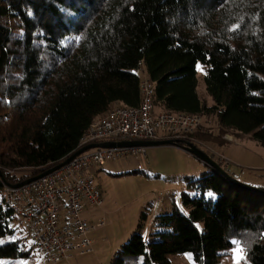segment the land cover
I'll list each match as a JSON object with an SVG mask.
<instances>
[{
  "label": "trees",
  "instance_id": "1",
  "mask_svg": "<svg viewBox=\"0 0 264 264\" xmlns=\"http://www.w3.org/2000/svg\"><path fill=\"white\" fill-rule=\"evenodd\" d=\"M199 64L212 106L198 94ZM142 66L156 106L215 116L223 131L264 146V0H0V259L32 253L15 239L3 186L75 154L114 105L139 106ZM199 130L197 142L207 134ZM185 181L180 205L155 219L161 231L145 240L143 214L122 254L170 264L169 255L192 253L198 264H221L240 242L249 264H264V194L213 169Z\"/></svg>",
  "mask_w": 264,
  "mask_h": 264
},
{
  "label": "rangeland",
  "instance_id": "2",
  "mask_svg": "<svg viewBox=\"0 0 264 264\" xmlns=\"http://www.w3.org/2000/svg\"><path fill=\"white\" fill-rule=\"evenodd\" d=\"M135 73L141 79L147 75L144 66ZM204 77V68L199 64L198 94L202 101L212 106L213 100L206 91ZM163 112H166L163 107L156 106V114ZM208 126H211L209 131L212 132L203 134L204 140L198 142L231 162L229 168L220 165L230 176L248 186L264 188V146L252 135L223 131L215 116L204 117L200 129ZM185 143L190 142H180L183 146ZM196 147L204 151L202 146L197 144ZM138 166H141V170L133 172L138 170ZM6 171L10 174V170ZM210 171L212 169L204 163L181 148L174 147H149L146 158L139 161L121 158L107 162L95 174L96 184L104 199L103 206L87 210L83 215L94 224L104 222V226L94 233L95 252L91 256L76 258L68 264H143V257L122 254V247L137 233L142 215H147L142 235L148 241L152 234L161 231L156 225V217L170 213L174 203L180 205L182 193L187 192L185 178L198 179ZM21 173L24 174L23 171H14L10 175ZM12 226L17 231L15 239L22 240V250H31L32 253L26 258L0 259V264H53L34 248L32 235L24 222L18 218ZM198 227L202 229V225ZM5 242L1 240L0 246ZM168 259L170 264H198L192 253L169 255ZM220 263L249 264L247 252L240 242H236L229 255Z\"/></svg>",
  "mask_w": 264,
  "mask_h": 264
},
{
  "label": "built area",
  "instance_id": "3",
  "mask_svg": "<svg viewBox=\"0 0 264 264\" xmlns=\"http://www.w3.org/2000/svg\"><path fill=\"white\" fill-rule=\"evenodd\" d=\"M155 99L156 85L146 75L140 80L139 106L115 105L96 118L81 139L79 150L105 143L187 141L202 146L209 157L229 168L231 162L226 157L217 156L193 138L203 126V116L167 111L156 114ZM146 156L147 147L91 149L35 182L20 188L5 184L2 198L26 224L34 248L53 264H68L94 254V233L104 226V222L94 224L83 217L87 210L100 209L104 203L95 174L107 162L121 158L139 161Z\"/></svg>",
  "mask_w": 264,
  "mask_h": 264
},
{
  "label": "water",
  "instance_id": "4",
  "mask_svg": "<svg viewBox=\"0 0 264 264\" xmlns=\"http://www.w3.org/2000/svg\"><path fill=\"white\" fill-rule=\"evenodd\" d=\"M180 141H173V140H167V141H158V142H128V143H105V144H97V145H90L86 146L79 151H77L75 154L67 158L64 162L58 164L57 166L47 170L46 172L40 174L39 176L33 177L29 180H26L22 183L11 185L6 184L8 187L11 188H20L24 185L30 184L32 182H35L43 177H46L56 171H59L64 166L69 164L72 160H74L76 157L80 156L81 154L91 150V149H97V148H129V147H176ZM182 150L190 154L191 156L195 157L197 160L204 163L209 168L213 169L214 171L218 172L225 178H227L229 181L234 183L235 185L244 188L246 190H251L254 192H258L261 194H264V189H256L251 186H247L241 182H238L234 180L216 161H214L212 158H210L204 151L196 147L195 145L191 143H185V146H183ZM0 179L3 182H6L5 175L0 170Z\"/></svg>",
  "mask_w": 264,
  "mask_h": 264
},
{
  "label": "crops",
  "instance_id": "5",
  "mask_svg": "<svg viewBox=\"0 0 264 264\" xmlns=\"http://www.w3.org/2000/svg\"><path fill=\"white\" fill-rule=\"evenodd\" d=\"M213 105V104H212ZM211 106V105H210ZM216 118V117H215ZM203 129H206V132H212V130H210L209 131V129H212L211 128V126H208L207 128L205 127V128H203ZM174 148H177V149H180V148H178V147H174ZM182 150V149H181ZM184 151V150H183ZM187 153V152H186ZM189 155V154H188ZM137 161V160H136ZM100 171V170H99ZM133 172H135V173H137L138 172V170H135V171H133Z\"/></svg>",
  "mask_w": 264,
  "mask_h": 264
}]
</instances>
